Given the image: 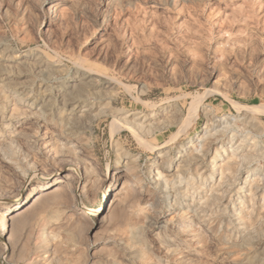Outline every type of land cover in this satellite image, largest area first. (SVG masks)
<instances>
[{
    "label": "rangeland",
    "instance_id": "rangeland-1",
    "mask_svg": "<svg viewBox=\"0 0 264 264\" xmlns=\"http://www.w3.org/2000/svg\"><path fill=\"white\" fill-rule=\"evenodd\" d=\"M263 106L264 0H0V264H264Z\"/></svg>",
    "mask_w": 264,
    "mask_h": 264
},
{
    "label": "bare ground",
    "instance_id": "bare-ground-1",
    "mask_svg": "<svg viewBox=\"0 0 264 264\" xmlns=\"http://www.w3.org/2000/svg\"><path fill=\"white\" fill-rule=\"evenodd\" d=\"M24 56H27V55H24ZM26 59V58H25ZM91 73V72H90ZM83 74V73H82ZM88 74V73H87ZM84 75V74H83ZM89 75V74H88ZM96 76V77H93V78H91L92 77V75H89V76H82L81 78H91V79H93V80H96L97 82H101L102 81V84L104 85V84H108V85H110L111 84V82H112V79L111 78H109V77H107V76H104V75H101V74H97V73H93V76ZM79 78V77H78ZM94 78H97V79H94ZM83 80V79H82ZM91 81V80H90ZM77 82H79V81H77ZM81 83V82H80ZM101 84V83H100ZM74 86V85H73ZM127 87V86H126ZM108 88V87H107ZM129 87H127V89H128ZM70 97V96H69ZM138 99H141V97H138ZM73 100V99H72ZM75 102V101H74ZM203 102V101H202ZM87 105L88 104H86L84 101H82L81 99H78L76 102H75V104H74V106H73V108L70 110V112H69V116L70 115H72L71 113L73 112V111H77V112H84V111H87L88 109H87ZM152 106H156V104H153ZM201 106V105H200ZM237 106H240L239 104H237ZM195 107V106H194ZM261 107V106H260ZM239 109L241 108V107H238ZM248 108H251L250 106H247V107H245L244 108V110H248ZM257 108H259V107H257ZM263 108H264V106H263ZM69 109V108H68ZM260 109V108H259ZM193 110H195V109H193ZM68 112V111H67ZM66 112V113H67ZM197 112V111H196ZM192 113H194V112H192ZM74 114V113H73ZM68 115H67V120H71L72 119V117H69L68 118ZM141 118V117H140ZM115 120V119H114ZM118 121V120H117ZM116 121V123L115 122H113V130L116 132V131H120L121 130V128L120 127H122V126H120L121 125V123L120 124H117V123H119V122H117ZM120 121H122V120H120ZM147 122V121H146ZM123 123H125V125H124V128L125 129H128V128H131V130L133 131V133H134V135L135 136H138L139 137V141L141 142V143H144L146 146H148L150 149H161L158 145H154V144H152V143H149L147 140H146V138H144V136L141 134V131H140V129L142 128V126H139V125H134L132 122H130V121H124ZM68 126V125H67ZM124 128H122V129H124ZM67 130V129H66ZM71 130V129H70ZM68 137V136H67ZM173 138H174V136H173ZM200 143V142H199ZM192 146V145H191ZM161 151V150H160ZM216 152H218V150H216ZM214 162V161H213ZM211 164V163H210ZM217 164V163H216ZM121 170H124V169H121ZM216 171V170H215ZM63 178H64V180H67L68 178H69V174L68 173H65V174H62L61 175ZM200 178H201V180H208L209 178L208 177H201L200 176ZM210 178L211 179H213L214 178V172H212V175L210 176ZM119 178H117V175H113V181H112V183L111 184H115V182L114 181H116L117 182V180H118ZM210 179V180H211ZM63 182H65V181H63ZM48 183H46V185H47ZM64 183H58V184H56L55 186H54V189L50 192V191H48V187L46 186V185H44V187L42 188V189H40V191L36 194V195H34L33 197H32V199H31V202H29V203H27L25 206H23L22 208H17L12 214H11V216H12V218H11V220H12V227H13V229L12 230H16L18 227H20V226H24V225H26L28 222H27V217H28V212L26 211L27 209H29V208H31L36 202H38L43 196H49V195H51V194H53V192L55 191V190H57V189H62L63 187H65L64 185L66 184H64ZM53 188V187H52ZM51 188V189H52ZM65 193H67V192H65ZM105 196L106 197H108L109 196V190H107V189H105ZM113 193V192H112ZM22 206V205H21ZM20 206V207H21ZM11 209V208H10ZM100 209L101 208H99V209H97L96 211H94V213L96 214V213H98L99 211H100ZM8 215V214H7ZM6 219H7V216H6V214L5 215H3V217L1 218V220H0V224L2 225V228L0 229V235L2 236V235H7V234H5V232H8L9 231V229L6 227ZM5 238H6V240H5V244H4V246H3V250H4V253H7L10 249H11V241H12V239H11V237H9V236H5Z\"/></svg>",
    "mask_w": 264,
    "mask_h": 264
}]
</instances>
